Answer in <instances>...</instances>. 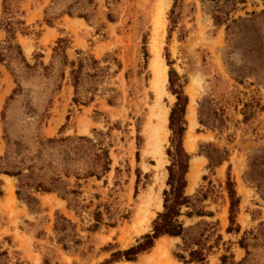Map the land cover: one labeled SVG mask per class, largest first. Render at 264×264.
I'll use <instances>...</instances> for the list:
<instances>
[{
  "label": "rangeland",
  "instance_id": "1",
  "mask_svg": "<svg viewBox=\"0 0 264 264\" xmlns=\"http://www.w3.org/2000/svg\"><path fill=\"white\" fill-rule=\"evenodd\" d=\"M173 1L5 0L16 10L13 24L19 19L26 26L14 35L30 67L19 60L0 64V155L7 141H18L24 162L40 166L43 177L58 174L60 183L55 191L35 193L37 205L29 208L15 196V178L0 174V264H197L177 257L186 260V252L180 238L168 234L133 260L110 261L112 252L150 233L162 211L163 190H168V113L175 101L168 90L169 67L187 100L183 193L206 212L197 215L192 206L181 205L177 220L205 238L209 247L203 264H222L221 254L226 264H264V0L237 4L227 26L213 24L199 0H176L178 15L170 26ZM2 6L0 0V43L8 16ZM58 37L68 41L67 62L84 58L76 83L80 104L71 101L67 62L52 50ZM155 47L166 72L162 90L155 82ZM94 65L100 70L87 75ZM165 110L167 131L160 139L158 120ZM65 136L99 140L108 149L109 170L99 179L84 178L89 166L73 155L74 142L44 143ZM64 152L69 159H63ZM219 154L223 160L213 165L207 156ZM192 163L194 184L187 189ZM227 172L237 197L231 231H226ZM63 187L78 193L63 194ZM97 210L102 219L91 230ZM56 215L71 223L77 243L69 237L58 240ZM147 217L148 225L140 230Z\"/></svg>",
  "mask_w": 264,
  "mask_h": 264
},
{
  "label": "trees",
  "instance_id": "2",
  "mask_svg": "<svg viewBox=\"0 0 264 264\" xmlns=\"http://www.w3.org/2000/svg\"><path fill=\"white\" fill-rule=\"evenodd\" d=\"M3 1L2 11L4 14H8L3 18V24L1 28L4 31L5 37L0 43V64L8 66L10 60H19L26 67H30L25 61V58L22 54L21 48L17 41L15 40V30H21V33H24L26 26H24L23 21L16 19L15 24H13L12 15L16 10L7 7ZM209 12L213 24H226L228 21H234L233 13L237 10V4H242L245 0H199ZM87 2H92V0H87ZM176 0L173 1L171 7L168 11V20L169 25L172 26L176 21L178 12L174 10ZM22 14L23 12L20 11ZM67 15H71V11L67 9L65 11ZM84 17L85 15H78ZM240 19V17H237ZM48 24V23H47ZM18 27V28H17ZM170 28V27H169ZM67 39L58 37L55 40V46L52 48L53 52H61L62 57L64 58L65 63L66 57L64 54V48L67 44ZM83 57H79L76 61H68L69 66V77L71 78V85L73 87V96L71 101L73 104H80L78 102V97L76 96V83L78 73L81 68V60ZM94 64L97 63L96 60L92 59ZM8 69V68H7ZM92 72H87V75L94 76L97 74V71L100 68L97 65H94ZM167 82L168 90L174 94L175 101L170 107L168 113V128L171 132L169 138L170 146L166 149V153L169 157V164L166 165L167 177L165 180L168 190H163V200H162V211L157 212L156 217L151 222V232L144 233L136 241L135 244L127 247L123 250H117L111 253L110 261H116L120 258L124 260H133L135 255L149 249L155 238L161 236L162 234H168L171 236H178L180 238V247L183 251L186 252L187 259L184 260V255L177 254V257L183 259V262H195L197 264H203L206 257V251L208 250V245L205 244V238L201 233L192 231L191 227H183L182 224L177 220L179 215V208L181 205L187 207L192 206V211L194 214L202 215L206 212H203L201 209L195 208L191 202V198L187 195H184L183 188L185 184V172L187 168V161L189 155L185 152L182 147V134L184 131V108L186 104V96L182 92V85L178 81L177 74L175 71L169 67L167 71ZM88 100H91L89 98ZM67 118V117H65ZM199 122L202 123V120L199 119ZM203 124V123H202ZM74 142L72 146L73 155L79 158H84L89 166L87 170L83 173L84 178L94 177L99 179L101 175L106 173L109 170L110 159L108 156V149L104 146H101L99 140L93 141L87 136H75V137H50L47 138L44 142L45 144H61L68 145L69 143ZM67 143V144H66ZM11 144L14 145L13 149H10ZM9 143L6 142V149L2 155H0V174H5L11 177H14L16 180L15 185V196L16 198L22 200L27 207L31 208L32 206L37 205V199L35 193L37 192H52L59 188L60 176L58 174H53L51 176L43 177V173L37 172L39 167H35L31 162L25 163L23 156L20 155V143L18 141ZM65 150V149H64ZM216 153H220L218 149H215ZM222 153H225L223 150ZM209 161L215 165L219 164L223 157L220 154L215 157L207 156ZM70 156L67 152H64L63 159L67 160ZM63 176L67 177L69 175L67 168L62 172ZM76 179L79 177L77 174L74 175ZM1 185V183H0ZM63 194H77L76 189L66 190L63 187ZM225 190L228 198V226L226 231L234 230V214L235 207L237 206V197L233 189L232 181L230 180L228 172L226 173L225 180ZM2 190L0 188V195ZM62 198H65L64 195H61ZM199 198V197H198ZM67 199V198H65ZM72 198H69L71 201ZM197 199V198H196ZM74 201V200H73ZM68 205V199H67ZM76 201L72 202V206H77ZM189 214V212H187ZM94 223L90 225V229L93 230L101 222V213L96 211L94 213ZM54 231L58 234V240H63L65 238L70 239L72 243H77L79 240L75 238L76 233L74 232L71 223L65 219L62 215H56L53 225ZM219 237V235H218ZM64 247V244H63ZM227 256L221 254L219 259L222 264H226ZM109 261V262H110ZM229 264H234L229 262Z\"/></svg>",
  "mask_w": 264,
  "mask_h": 264
},
{
  "label": "bare ground",
  "instance_id": "3",
  "mask_svg": "<svg viewBox=\"0 0 264 264\" xmlns=\"http://www.w3.org/2000/svg\"><path fill=\"white\" fill-rule=\"evenodd\" d=\"M161 25V24H158ZM154 53H155V57L153 59V66H154V75H155V82H156V87H160L161 86V90H162V85L166 80V72H165V68H164V63L163 61L159 58L158 55V49L155 47L154 48ZM194 110V109H193ZM192 108H189V114L193 115ZM165 123H166V110L165 111H161L160 115H159V120H158V128L161 131V135H160V139H162L164 137V133L166 134V127H165ZM158 138V137H157ZM161 165V162L159 163ZM195 165L192 163L188 172V184H187V189H191L193 184H194V176H195ZM156 208L161 207L160 203H156L155 204ZM148 217L143 221L141 220V226L142 229H145L144 226H147L149 221H148ZM150 220V219H149ZM143 221V223H142ZM138 230V232L140 231ZM117 264H135L133 262L130 261H126V262H121V263H117Z\"/></svg>",
  "mask_w": 264,
  "mask_h": 264
},
{
  "label": "crops",
  "instance_id": "4",
  "mask_svg": "<svg viewBox=\"0 0 264 264\" xmlns=\"http://www.w3.org/2000/svg\"><path fill=\"white\" fill-rule=\"evenodd\" d=\"M3 177H4V179H5V177H8V178H11L12 179V177L11 176H8V175H3Z\"/></svg>",
  "mask_w": 264,
  "mask_h": 264
}]
</instances>
